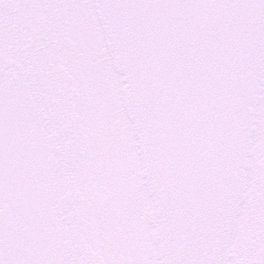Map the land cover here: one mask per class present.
<instances>
[{
    "label": "snow or ice",
    "instance_id": "obj_1",
    "mask_svg": "<svg viewBox=\"0 0 264 264\" xmlns=\"http://www.w3.org/2000/svg\"><path fill=\"white\" fill-rule=\"evenodd\" d=\"M0 264H264V0H0Z\"/></svg>",
    "mask_w": 264,
    "mask_h": 264
}]
</instances>
